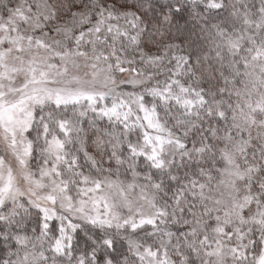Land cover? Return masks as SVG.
Masks as SVG:
<instances>
[{
    "label": "snow or ice",
    "instance_id": "obj_1",
    "mask_svg": "<svg viewBox=\"0 0 264 264\" xmlns=\"http://www.w3.org/2000/svg\"><path fill=\"white\" fill-rule=\"evenodd\" d=\"M0 264H264V0H0Z\"/></svg>",
    "mask_w": 264,
    "mask_h": 264
}]
</instances>
